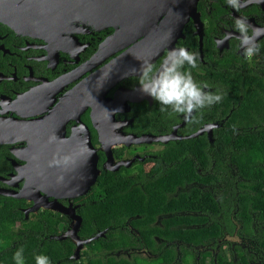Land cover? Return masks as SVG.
<instances>
[{"label":"flooded vegetation","instance_id":"af4514ba","mask_svg":"<svg viewBox=\"0 0 264 264\" xmlns=\"http://www.w3.org/2000/svg\"><path fill=\"white\" fill-rule=\"evenodd\" d=\"M242 3L240 12H235L226 7L224 0H198L196 21L190 19L176 40L170 37L153 45L155 54L159 53L153 64H159L175 47L198 53L199 67L192 70L194 79L211 85L205 91L224 96L220 103L187 119L183 115L166 116L154 101L140 94L138 75L133 70L139 68L141 54L152 52L145 53L148 45L141 46L142 38L130 29L110 27L102 16L83 19L80 15L70 18L69 14L35 33L33 29H17L4 18V10L0 16V209L10 207L20 219L11 227L16 236L6 243L0 238L1 247L16 246L17 237L25 234L24 225L34 220L40 222L41 229L32 233H38L42 242L55 241L69 230L71 220L60 210L45 207L74 210L78 216V208L84 205L82 199H92L100 183L148 189L161 177L168 178L170 170L180 163L169 152V143L204 138L208 157L215 158V154L226 151L221 136L228 134L235 139L242 132L264 133V35L258 37L260 52L251 60L243 57L234 38L220 47L215 44L222 33L232 31V17L243 15L252 27L264 29V3ZM116 30L121 32L118 38L106 45ZM244 103L245 113L235 117ZM12 123L25 127L22 140L13 141L8 130ZM234 148L229 150L233 152ZM189 153L193 152L185 150L180 156L183 160L195 159ZM94 159L93 172L88 163ZM212 162L209 167H193L195 176L185 177L183 186L168 197L196 189L199 195L213 193L216 201L228 200L230 232L221 213L163 212L137 226H131L134 218H128L117 226L127 243L113 257L145 260L151 255L146 242L164 249L172 246L167 239L158 238L155 231L166 232L167 219L182 215L199 217L202 222L175 228L216 224L224 234L215 243L197 248L196 257H185L183 264H200L196 261L200 254L204 264H264V221L253 218L248 231L241 233L243 228L235 219L236 200L241 195L238 186L245 180L236 167L225 162L229 178L222 182L219 168ZM93 175V186L79 198H72L68 188L60 189L61 185H76ZM248 214L256 215L250 210ZM140 230L147 233L141 237ZM174 245L189 247L182 242ZM107 255L111 253L102 254L104 258Z\"/></svg>","mask_w":264,"mask_h":264},{"label":"trees","instance_id":"16d2710c","mask_svg":"<svg viewBox=\"0 0 264 264\" xmlns=\"http://www.w3.org/2000/svg\"><path fill=\"white\" fill-rule=\"evenodd\" d=\"M244 105L245 103L237 111L235 117L245 113L243 111ZM240 122L242 125L243 121L240 120ZM228 126L230 130L231 126ZM220 141L226 151L221 152L219 156L215 154V158L208 157L207 142L204 138L169 143V152H172L175 161L179 160L180 163L170 170L171 175L168 178L167 176L161 177L162 179L157 180L151 188L147 189L144 186L142 189L141 187H130L119 183L98 184L93 191L95 196H91L93 198L89 200L90 202L88 201L89 196L83 198L82 203L84 205L78 208L77 213L82 220L78 236L80 239L85 240L97 235L96 230L103 231L105 228H108V230L104 233V237L94 240L84 247L85 250L78 261L69 260L74 252V246L69 241H40L39 234L32 233V231L41 229L40 222L34 220L24 225L25 234L22 233L17 237L16 246L12 248L0 246V264H13L12 253L19 245H23L25 248V264H34L33 256L41 252L50 257L52 264H183L185 257H196L197 248L209 246L215 243L216 239L222 238L224 235L222 229L216 224L205 227H188L186 229L175 228L177 225L187 224L190 226L199 224L202 221L199 220V217L173 216L168 218L164 225L167 227L166 232L159 229L155 231L158 238L167 239L173 243L172 246L164 249L162 246L146 242V249L151 254H149V259L143 260L135 257L132 260H127L113 257L114 253L124 248V244L127 243L124 233L117 226L128 218H134L131 221V226H137L139 223L152 219V216L155 217L163 212L172 213L191 210L215 216L221 213L222 221L228 232H230L228 200L221 198L223 195L220 197V201H216L213 199V193L207 192L199 195V191L195 189L190 194L183 192L168 197V195L175 193L177 187L183 186L186 180L185 177L188 178L191 174L195 176L193 167L202 164L209 167L212 161H214L215 167L219 168L222 182L227 181L229 178L226 169L223 167L225 162L231 163L232 167H236L239 176L245 180L238 186L241 195L236 200L235 219L243 228L241 233H246L253 218L256 222L264 221V133L256 135L242 132L235 139L227 134L221 136ZM233 146L235 148L232 152L229 148ZM185 150L193 152L189 154H192L195 159L183 160L180 155ZM249 210L255 212L256 215L251 217L248 214ZM19 219L20 215L13 212L12 208L5 206L0 209V238L4 239L5 243L16 236L11 232V227ZM111 226L114 229L109 228ZM145 233L147 232L141 231L140 236L142 237ZM118 235H122L121 239L118 238ZM175 242L186 243L189 247L187 249L177 247L174 245ZM213 247H215V244ZM104 253H111V255L104 258L102 256ZM196 261L204 264L202 254ZM223 264L231 263L225 261Z\"/></svg>","mask_w":264,"mask_h":264},{"label":"water","instance_id":"95a60500","mask_svg":"<svg viewBox=\"0 0 264 264\" xmlns=\"http://www.w3.org/2000/svg\"><path fill=\"white\" fill-rule=\"evenodd\" d=\"M198 0H0V16L9 20L19 30L26 28L35 33L45 26H53L64 15L78 16L81 18H102L110 27L117 28L122 25L126 30L130 29L134 35H139L142 44L149 48L147 54H140L142 61L153 62L159 53L155 54L153 45L160 41H167L170 37L176 40L181 36L183 26L190 20L196 21V5ZM5 6V7H4ZM133 29H135L133 31ZM121 32L116 30L115 36L106 45L113 43ZM9 134L13 141L22 140L21 136L25 127L21 123L8 125ZM201 132L193 135L197 137ZM164 141V139H162ZM166 141V140H165ZM95 159L88 163V168L94 172ZM87 166V165H85ZM96 176L84 177L76 185H61L60 189H70L72 198H79L87 194L93 186ZM21 199L22 196H13ZM38 202V201H37ZM51 210H60L71 220L67 232L56 237L59 242L69 240L74 245V252L70 261H78L82 249L92 241L104 237L99 233L90 239L82 240L78 236L81 226V217L75 215L74 210L60 209L50 205L45 207Z\"/></svg>","mask_w":264,"mask_h":264},{"label":"clouds","instance_id":"9594fccd","mask_svg":"<svg viewBox=\"0 0 264 264\" xmlns=\"http://www.w3.org/2000/svg\"><path fill=\"white\" fill-rule=\"evenodd\" d=\"M264 3V0H258ZM228 9L240 12L244 6L242 0H224ZM231 15V13H229ZM233 32L237 35L233 36ZM264 35V29L254 28L248 23V18L240 15L232 17V31L224 32L215 41L217 47L226 41L236 39L237 47L246 60H251L260 52L258 37ZM199 67V56L194 51L180 46L169 49L159 64L150 60L142 61L138 69L137 85L141 95L154 101L159 111L166 116L183 115L185 119L193 113L220 103L224 96L219 92L205 91L211 87L206 81L197 82L192 74ZM25 248L19 245L12 253L13 264H25ZM34 264H52L48 255L41 253L33 256Z\"/></svg>","mask_w":264,"mask_h":264},{"label":"rangeland","instance_id":"374dc122","mask_svg":"<svg viewBox=\"0 0 264 264\" xmlns=\"http://www.w3.org/2000/svg\"><path fill=\"white\" fill-rule=\"evenodd\" d=\"M82 250H84V249H82ZM189 260H186V263L188 262Z\"/></svg>","mask_w":264,"mask_h":264}]
</instances>
